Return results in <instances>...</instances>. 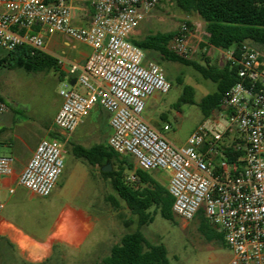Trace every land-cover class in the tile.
<instances>
[{
    "label": "built area",
    "instance_id": "2783aa9c",
    "mask_svg": "<svg viewBox=\"0 0 264 264\" xmlns=\"http://www.w3.org/2000/svg\"><path fill=\"white\" fill-rule=\"evenodd\" d=\"M177 1L0 0V46L8 52L24 45L43 50L44 31L90 46L92 52L83 67L59 59L65 75L76 76V83L85 91L66 82L60 91L56 127L70 136L95 106L102 107L109 114L112 132L108 145L115 153L134 157L145 172H171L168 191L176 216L190 222L203 209L232 252L229 264H264V52L245 44L239 59L233 51L229 55V61L238 67V82L221 102L226 130L204 122L184 146L177 147L143 117L148 100L155 94H168L172 84L161 65L147 60L146 52L132 42L133 34L154 9ZM87 2L94 8L91 22L78 26L73 21L74 6ZM202 43L206 44L203 48L208 47L186 21L168 48L191 59ZM7 111V103L0 98V115ZM169 129L165 125L164 130ZM230 129L239 132L243 143L236 150L244 154L236 162L222 160L217 169L211 157ZM67 153V140H42L19 184L36 196L49 197L64 172ZM15 162L14 157L0 156V214L6 206L4 180L13 176ZM128 179L135 183L137 176Z\"/></svg>",
    "mask_w": 264,
    "mask_h": 264
},
{
    "label": "crops",
    "instance_id": "0c3cea01",
    "mask_svg": "<svg viewBox=\"0 0 264 264\" xmlns=\"http://www.w3.org/2000/svg\"><path fill=\"white\" fill-rule=\"evenodd\" d=\"M93 13L94 8L90 2L76 4L74 6L73 21L78 26H87L91 22ZM139 33L137 29L133 36L139 35ZM43 35L45 40L44 52L57 59L76 63L80 67L84 66L92 52L90 46L61 33L44 31ZM228 51L230 55L233 50ZM18 70L22 71L23 69ZM23 71L27 74L56 73L55 71L38 73ZM57 75L61 81L67 80L70 83L73 80L76 81V76L66 75L61 79L60 74L57 73ZM15 79H17L15 75L8 78L9 82ZM21 79L22 77L17 80L21 81ZM74 88L80 92L85 91L78 83L74 84ZM0 95L8 105V111L0 115V147L11 148L16 158L13 176L4 180L3 196L5 197L3 199L6 206L0 214V264L56 263V257L64 259L69 253H81L87 245L89 246L85 252L86 260L93 264H103V259L109 256L112 246L118 243L106 244L107 242L99 237L94 243L89 244L96 233L98 223L94 208L97 206L98 200L102 198L103 192L107 193L111 181L104 174L110 171H104L103 169L106 166H113L114 169L123 168L127 177L137 176L139 185H144L145 182L153 180L167 189L171 172L166 170L145 172L138 166L136 159L132 156L123 158V162L92 163L78 158L73 152V148L76 146L90 148L102 143L108 144L112 132L109 114L100 106H95L76 132L67 136L55 125V117L62 104L60 95L53 113L47 119L37 118L29 121H22L18 113L9 105V101L15 102L14 97L9 96L6 92H2ZM162 96V94H155L148 100L146 108L157 106ZM93 113H95V116H93L95 121L90 123ZM143 117L151 127L165 135L164 127L168 124L160 123L154 116ZM161 119L167 120L165 115H162ZM204 122L215 124L225 130L228 127V123L220 111L215 112L208 118L203 116L199 124ZM44 139L67 140L68 148L71 147L72 150L69 153H73L78 161L65 162L64 172L57 187L46 198L32 194L19 184L23 169L33 156L38 144ZM240 143H243V141L237 130L225 131L222 140L219 142L217 153L211 157L214 166L219 169L220 162L224 159L231 162L227 157V153L234 152ZM239 159L241 157L236 161H239ZM239 163L242 164V162ZM141 174L142 176H140ZM10 189L15 190L13 194L9 193ZM20 191H24V196L19 194ZM77 198L83 200L85 205L74 203ZM108 198L109 196H107ZM33 200H39L35 207L37 221L34 224H24L23 222L26 221L24 218V205L32 207L31 202ZM127 213H129L128 210ZM183 227L185 226L183 225ZM206 240L213 243L214 247H226L225 242L222 240L216 238H206ZM231 259L232 253L227 257L225 264H229Z\"/></svg>",
    "mask_w": 264,
    "mask_h": 264
},
{
    "label": "rangeland",
    "instance_id": "374dc122",
    "mask_svg": "<svg viewBox=\"0 0 264 264\" xmlns=\"http://www.w3.org/2000/svg\"><path fill=\"white\" fill-rule=\"evenodd\" d=\"M186 21H189L197 30L198 40L204 41L207 37L204 20L196 12H185L177 3H166L154 9L137 28L140 32L139 35H134L132 39L142 40L152 34L177 32L180 25ZM8 54V51L0 46V59L7 57ZM228 58V50L221 52L210 46L202 48L201 45H197L191 60L206 64V59H208L211 64L223 67L229 61ZM146 59L161 65L172 88L168 94L161 97L157 106L147 107L144 116H154L160 123L168 124L170 129L165 131L166 138L177 147L184 146L191 133L203 119V113L198 103L208 94L216 92L217 84L205 79L192 66L179 62L162 61L159 54L155 52H146ZM6 66V64L0 66V93L6 92L16 99L13 103L9 101L12 109L18 113L22 121L37 118L47 119L53 113L60 91L65 87L67 80H59L57 73L54 72L27 74L23 70L10 69ZM12 75L17 76V79L22 77L21 81L15 79L9 82L8 78ZM178 79H182L184 84H180ZM184 85H190L195 89L196 104L180 102ZM0 96L2 97V95ZM162 115H165L167 120L161 119ZM93 116L95 113L92 114L90 123L95 121ZM87 126L86 128H88ZM71 151V147L68 148L65 162H78L73 153H69ZM0 156L15 158L11 148L0 147ZM111 169L113 170L114 167L111 166ZM19 194L24 196V191H20ZM111 195L117 197L109 184L107 193L103 192L102 198L98 200L97 206L94 208L98 223L96 233L89 244L94 243L99 237H102L107 242L106 244H114L119 242L126 232L130 231L124 227L121 219V217L129 216L124 202L119 200L120 207L115 208L107 199V196ZM38 203L39 200H33L32 207L24 205L26 220L23 222L24 224L36 223L35 207ZM74 203L85 205V202L80 198H77ZM176 218L174 223L158 214L152 224L143 228V232L150 242H160L167 247L168 258L172 264H225L227 257L232 253L227 246V248L214 247L213 243L206 240V237L199 231V222L196 219L188 222L178 216ZM88 246L81 253H69L64 259L56 257V263L49 262L47 264H93L86 260L85 252Z\"/></svg>",
    "mask_w": 264,
    "mask_h": 264
},
{
    "label": "trees",
    "instance_id": "16d2710c",
    "mask_svg": "<svg viewBox=\"0 0 264 264\" xmlns=\"http://www.w3.org/2000/svg\"><path fill=\"white\" fill-rule=\"evenodd\" d=\"M52 1L54 0H47ZM176 3L185 12H196L204 20L207 32L205 41L208 46L233 50L236 59L240 58L245 44L264 52V0H179ZM175 34L176 32L157 33L142 40L132 39V42L145 52L159 54L162 61L192 66L205 79L217 84V91L208 94L198 103L203 116L208 118L220 111L223 97L238 82V67L231 61L219 67L211 64L208 59L206 64H201L177 56L168 48V43ZM205 45L201 44V47ZM8 53L7 57L0 59V66L6 64L10 69H23L31 73L55 71L60 74L61 79L66 76L61 70L59 59L43 50L24 45ZM178 82L184 84L182 79H178ZM194 97L195 89L190 85H184L180 102L196 104ZM73 152L78 158L92 163L123 162V158H126L115 153L105 143L90 148L76 146ZM243 154V151L235 148L234 152L227 153V157L231 162H236ZM104 174L110 178V184L117 195L109 196V201L115 208L120 207L119 200L123 201L129 212L127 218L121 219L124 227L130 231L112 246L109 256L103 259V264H172L168 258L167 247L160 242H150L143 232V228L152 224L158 214L166 220L176 222V215L173 212L174 199L168 189L153 180L145 182L144 185H139L138 181L130 184L123 168L113 169ZM195 219L199 222L200 232L207 239L216 238L224 242L223 237L207 220L203 209Z\"/></svg>",
    "mask_w": 264,
    "mask_h": 264
},
{
    "label": "water",
    "instance_id": "95a60500",
    "mask_svg": "<svg viewBox=\"0 0 264 264\" xmlns=\"http://www.w3.org/2000/svg\"><path fill=\"white\" fill-rule=\"evenodd\" d=\"M75 83H76V81L73 80V81L71 82V85L74 86ZM103 170H104V171H111V167H110V166H106V168H104Z\"/></svg>",
    "mask_w": 264,
    "mask_h": 264
}]
</instances>
